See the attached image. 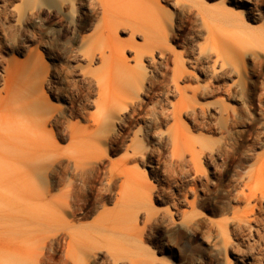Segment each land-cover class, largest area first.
<instances>
[{"label":"rangeland","instance_id":"rangeland-1","mask_svg":"<svg viewBox=\"0 0 264 264\" xmlns=\"http://www.w3.org/2000/svg\"><path fill=\"white\" fill-rule=\"evenodd\" d=\"M157 1L168 67L91 0H0V180L36 179L44 264H264V5Z\"/></svg>","mask_w":264,"mask_h":264},{"label":"bare ground","instance_id":"bare-ground-1","mask_svg":"<svg viewBox=\"0 0 264 264\" xmlns=\"http://www.w3.org/2000/svg\"><path fill=\"white\" fill-rule=\"evenodd\" d=\"M155 1L157 0H91V3L99 8L102 18L105 20V23L98 28L99 34L107 36L118 30H127L129 31L130 40L132 41L134 37L141 34L146 40V43L153 45L163 53L165 65L168 67L171 54L170 48L165 44V41L170 35L176 36V33L174 30H172L171 33H167L165 31L167 29L166 27L164 30H155L156 27L154 28V26H152L153 23H155V21L153 22L154 16H160L161 13H163ZM258 2L264 5V0H258ZM209 31L212 32L211 28ZM236 47L238 46L236 45ZM138 53L141 55L143 54L142 51H138ZM138 53L136 55H138ZM112 55H114V53ZM122 62H125L124 58H122ZM124 65H126V63ZM123 86H128V84L126 83ZM0 102L8 104L5 98H0ZM3 139L2 137L0 138V140H2L0 141V146L5 143ZM0 158L5 161L7 154L0 151ZM36 182V179L33 177L31 182L24 185L22 183L19 186L23 196L21 197L20 203H17L8 198V182L4 179L0 180V206L5 208L4 211L0 212V221L5 228L3 229L2 235H0V244L3 247L1 252L2 255L0 256V264H44L40 256L41 253L38 251L40 245L39 238L43 230V215L39 210L42 207L40 202L42 196L40 195V191L34 190ZM254 196L257 202L260 203V196L257 193H254ZM18 214L21 216L20 219H18ZM11 223L15 228L18 224L20 227L8 231V224ZM30 230L35 234V239L30 241L32 247H35L34 249H31L30 243H28L27 234ZM49 264H56L53 258Z\"/></svg>","mask_w":264,"mask_h":264}]
</instances>
